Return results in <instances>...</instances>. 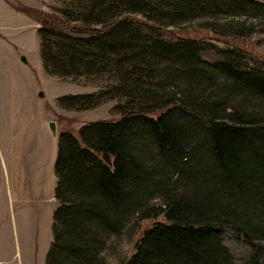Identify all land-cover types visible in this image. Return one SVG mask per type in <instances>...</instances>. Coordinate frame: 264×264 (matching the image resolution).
Masks as SVG:
<instances>
[{
    "label": "trees",
    "instance_id": "1",
    "mask_svg": "<svg viewBox=\"0 0 264 264\" xmlns=\"http://www.w3.org/2000/svg\"><path fill=\"white\" fill-rule=\"evenodd\" d=\"M260 8L264 0H71L37 19L50 72L115 77L69 106L121 99L119 119L59 135L45 264H96L131 218L135 252L120 264H235L224 228L255 250L248 264H264V66L246 67L231 44L210 64L195 37H154L131 16L231 15L208 28L240 38L264 34V16L247 21ZM70 28L85 33H63ZM161 215L139 237L141 221Z\"/></svg>",
    "mask_w": 264,
    "mask_h": 264
},
{
    "label": "rangeland",
    "instance_id": "2",
    "mask_svg": "<svg viewBox=\"0 0 264 264\" xmlns=\"http://www.w3.org/2000/svg\"><path fill=\"white\" fill-rule=\"evenodd\" d=\"M65 1L0 0V29L2 26L7 36L0 45V264H45L53 240V212L58 206L55 160L60 133L69 131L78 135L79 129L90 122L120 117L116 109L120 98L100 100L93 107L81 109L67 103L76 94L107 90L115 82L112 73L61 74L52 73L44 66L36 32L41 24L37 19L51 13L59 15L57 10L71 0ZM131 16L145 33L154 37L173 41L195 37L201 58L210 64L222 61L218 49L234 45L241 48L239 55L246 67L264 66V34L247 33L230 38L208 28L213 21L227 27L231 15L220 14L218 19L198 16L183 21L158 16L151 20L138 13ZM248 16V22L259 20L264 10L260 8ZM32 17L35 30L31 28ZM244 17L235 19L241 23ZM63 33L77 36L85 32L70 28ZM50 121L55 122V133ZM8 188L13 190V195H8ZM9 198L15 201L14 205L9 203ZM162 220V215L142 220L139 237L155 221ZM135 223L131 218L118 237L114 235L106 240L96 264H120L135 252L138 238ZM221 237L234 263L248 264L255 250L242 243L237 232L230 228H224ZM261 259L264 262V256Z\"/></svg>",
    "mask_w": 264,
    "mask_h": 264
},
{
    "label": "crops",
    "instance_id": "3",
    "mask_svg": "<svg viewBox=\"0 0 264 264\" xmlns=\"http://www.w3.org/2000/svg\"><path fill=\"white\" fill-rule=\"evenodd\" d=\"M16 18H17V16H16ZM19 19H23V16H20V17H18ZM29 20V19H28ZM22 23H23V21H22ZM30 23H31V28L33 27V29L35 30V28H34V20L33 19H31V21H30ZM8 27H10V26H8ZM37 32V31H36ZM17 35V34H16ZM7 36L2 32V26H1V29H0V45L1 44H3V41H6V38ZM31 38H32V36H31ZM7 44V43H6ZM7 192H8V195L9 194H12L13 195V190H11V188H8V190H7ZM14 200H11L10 198H9V203L10 204H12V205H14Z\"/></svg>",
    "mask_w": 264,
    "mask_h": 264
},
{
    "label": "water",
    "instance_id": "4",
    "mask_svg": "<svg viewBox=\"0 0 264 264\" xmlns=\"http://www.w3.org/2000/svg\"><path fill=\"white\" fill-rule=\"evenodd\" d=\"M22 59L25 61L26 60L25 56H22ZM42 94H43V92L40 91L39 95H42ZM50 127H51L52 131L55 133L56 128H55V122L54 121H50Z\"/></svg>",
    "mask_w": 264,
    "mask_h": 264
}]
</instances>
